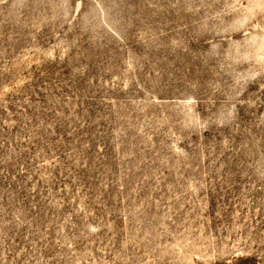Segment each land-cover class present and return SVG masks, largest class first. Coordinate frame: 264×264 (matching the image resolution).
<instances>
[{
    "label": "rangeland",
    "instance_id": "1",
    "mask_svg": "<svg viewBox=\"0 0 264 264\" xmlns=\"http://www.w3.org/2000/svg\"><path fill=\"white\" fill-rule=\"evenodd\" d=\"M0 264H264V0H0Z\"/></svg>",
    "mask_w": 264,
    "mask_h": 264
}]
</instances>
